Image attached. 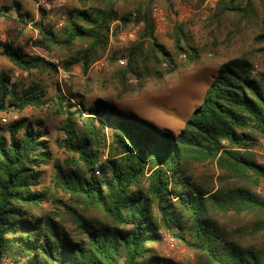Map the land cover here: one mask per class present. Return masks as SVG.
Masks as SVG:
<instances>
[{"label":"trees","instance_id":"obj_1","mask_svg":"<svg viewBox=\"0 0 264 264\" xmlns=\"http://www.w3.org/2000/svg\"><path fill=\"white\" fill-rule=\"evenodd\" d=\"M129 1L137 2L136 9L121 12V3ZM79 2L81 9L67 12L59 34L41 9L42 18L33 24L39 37L30 42L48 54L69 55L62 62L68 72L80 66L84 76L89 74L108 52L117 21L142 25L119 71L123 82L130 75L140 82L162 79L177 70V58L197 63L217 54L221 44L212 35L214 40L201 45L178 25L171 34L175 51L169 50L155 37V0ZM254 3L264 0H220L209 28L228 16L249 23L257 17ZM12 11L14 21L26 26L30 14L17 1L0 7V19H11ZM0 58L28 74L57 70L14 43L0 45ZM254 69L246 57L223 63L175 134L108 96L75 103L76 97L69 91L65 95L58 83L55 97H49L41 83L21 88L1 72L0 112L52 106L62 117L61 144L72 157L67 166L60 164L56 185L69 196L66 214L75 227L68 229L43 207L51 197L39 186L43 169L54 159L46 126L19 118L0 133V264H180L159 254L162 230L194 251L198 264H264V247L254 241L264 231V197L257 193L264 164L253 152L264 139V73L254 76ZM206 162L216 163L218 186L192 175L194 164ZM92 209L103 219L92 218ZM231 212L251 217L252 241H244L248 228L234 230L221 222L219 215Z\"/></svg>","mask_w":264,"mask_h":264},{"label":"rangeland","instance_id":"obj_2","mask_svg":"<svg viewBox=\"0 0 264 264\" xmlns=\"http://www.w3.org/2000/svg\"><path fill=\"white\" fill-rule=\"evenodd\" d=\"M13 1L22 4V11L30 14L25 18L26 26L14 21L15 11L10 13L11 19H0V45L4 42L14 43L24 47L26 53L39 56L56 66V72H34L28 74L14 67L12 63L0 58V73H8L11 78L16 77L15 83L19 87H27L34 82L41 83L49 91V97H55L58 83L63 93L75 96V103L85 100L88 104L108 96L119 100L126 107L133 109L137 114L150 119L161 129H169L174 134L184 128L195 108L202 102L210 84L217 75L221 65L235 57H246L253 61L258 69V77L264 73V3H254L255 14L249 23L240 22L234 16L224 18L212 29L210 21L217 9L220 0H155L151 8V15L155 23V37L172 52L175 51L171 34L178 25H185L195 36L196 42L204 45L212 39V35L221 42L218 53L204 55L197 63H186L183 57L177 58L178 68L162 79L151 77L145 81H138L133 75L123 82L119 71L124 69L128 49L139 41L142 25L131 22L122 25L120 21L112 25L110 43L105 57L95 62L87 76H84L80 66H74L68 72L62 62L69 58L65 52L59 55L48 54L30 42L39 37L34 23L42 18L41 9L46 12L45 21L53 27L55 33H61L67 22V12L72 9H81L79 0H0L2 5H9ZM200 1L202 3H200ZM244 1V0H243ZM245 5L246 3H240ZM137 7L136 1L121 3V12H131ZM158 9V11H155ZM118 26V27H117ZM116 32V33H114ZM78 48L70 53L75 54ZM56 61L58 64L56 65ZM19 118H26L32 122H43L45 132L51 137L50 145L54 154L52 163L43 169L41 190H46L51 200L45 202L46 211L61 218L66 227L74 229V224L66 214L69 196L65 195L56 185V176L60 164L67 166L72 155L62 147L63 135L60 131L62 117L54 114V108L47 106L43 109L28 108L22 113L9 110L0 112V133ZM6 119V121H3ZM80 124V122H79ZM107 136L110 131L107 130ZM110 141V137H108ZM257 162L264 164V139H260L259 146L253 150ZM106 154L102 159H106ZM192 175L199 182L206 185L218 186L220 175L216 163H196L191 169ZM257 193L264 197V183L257 188ZM92 218L103 219V214L97 209L89 211ZM221 222L234 230L248 228L245 242L252 241L250 237L251 217L245 214L237 215L231 212L228 215H219ZM162 240L157 250L160 255L180 264H198L197 254L188 249L171 234L161 231ZM173 239L175 248H171L166 239ZM255 243L264 247V231L256 234ZM8 262V261H6Z\"/></svg>","mask_w":264,"mask_h":264},{"label":"built area","instance_id":"obj_3","mask_svg":"<svg viewBox=\"0 0 264 264\" xmlns=\"http://www.w3.org/2000/svg\"><path fill=\"white\" fill-rule=\"evenodd\" d=\"M155 11H158V9H155ZM55 63H56V65H57V64H58V61H56ZM257 74H258V69H257V67H256V69H254V71H253V75L256 76ZM17 76H18V75H16V77L14 76V77L11 78V81H12L13 83H15ZM3 121H6V119H4ZM166 241H167V243L169 244V246H170L171 248H175L176 243H175V241H174L173 239L168 238V239H166Z\"/></svg>","mask_w":264,"mask_h":264}]
</instances>
